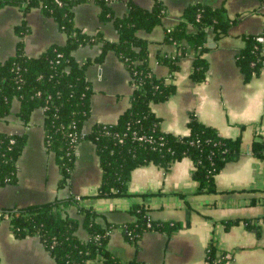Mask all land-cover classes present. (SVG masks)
Instances as JSON below:
<instances>
[{
	"label": "crops",
	"instance_id": "1",
	"mask_svg": "<svg viewBox=\"0 0 264 264\" xmlns=\"http://www.w3.org/2000/svg\"><path fill=\"white\" fill-rule=\"evenodd\" d=\"M161 1L166 7L162 24L153 32L141 31L138 36L148 42L153 73L174 84L177 91L168 101L154 104L152 110L166 133L188 136L190 123L197 119L216 128L225 138L241 140L238 161L227 164L216 177L219 193L200 192L199 183L193 178L194 163L185 158L168 168L154 164L140 167L132 173L130 196L99 200L102 169L90 141L78 147L69 186L59 188L60 168L45 145L44 111H35L29 124H25L19 117L21 104L14 101L11 113L0 118V133L26 135L28 142L18 161V183L0 187V209L12 211L68 198L79 204L88 200L83 208L72 206L67 210L69 217L80 221L78 237L88 239L80 209H93L99 214V223L121 226L111 233L110 249L125 263L136 260L144 264H206L208 247L215 240L231 264H264V161L251 153L253 142L264 141V71L246 83L236 63V56L245 45L244 37L264 31V7L257 0ZM131 3L146 10L154 7V0H115L114 15L125 17ZM193 4L225 7L228 17L238 20L219 41L211 40L210 50L204 55L210 69L202 83L192 80L191 50L179 59L176 73L159 62L161 56L180 57L175 45L165 43L166 33L182 21L184 11ZM74 20L86 34L102 32L111 42L119 39L117 24L102 22L94 2L76 7ZM24 23L28 28L24 39L28 57H39L50 47L67 43L68 36L41 9L25 14L18 5L6 6L0 9V62L16 53L20 41L16 29ZM189 32L194 33L195 29L190 27ZM100 54V46L82 47L74 53L79 64H87L86 79L92 87V113L84 125L86 134L96 124L117 123L130 108L136 89L128 68L115 53L109 52L99 63L96 59ZM136 206L148 210L154 221L179 223L182 228L172 235L150 231L132 243L122 227L136 221L131 213ZM233 221L239 223L227 229L226 223ZM248 222L260 230L250 228ZM0 260L1 264H56L39 237L17 239L10 218L0 224Z\"/></svg>",
	"mask_w": 264,
	"mask_h": 264
},
{
	"label": "trees",
	"instance_id": "2",
	"mask_svg": "<svg viewBox=\"0 0 264 264\" xmlns=\"http://www.w3.org/2000/svg\"><path fill=\"white\" fill-rule=\"evenodd\" d=\"M115 0H0V9L18 5L27 14L33 9L52 17L59 29L68 36L63 46L54 45L39 57H28L24 39L26 24L16 29L20 37L16 53L0 62V118L7 117L14 101H19V117L29 124L33 113L43 110L45 115V145L55 155L62 179L59 188L69 186L76 169L77 150L81 143L95 145L102 169V182L98 198L117 199L130 196L132 173L150 164L168 168L189 158L194 163L193 178L203 194L219 193L216 177L227 164L238 161L241 140L223 137L213 127L193 119L190 134L182 137L162 130L161 120L153 113L154 104L168 101L177 87L167 79L158 78L150 66L148 42L141 39V31L151 33L162 24L166 7L154 0V7L146 10L131 3L129 13L118 18L114 15ZM264 7V0H257ZM94 2L100 9L102 22L114 21L118 26L117 42L107 40L102 32L89 35L75 25L76 7ZM238 23L228 17L225 7L193 4L186 8L182 21L166 33L165 43L175 45L179 58L161 56L159 62L171 73L179 71L178 61L188 51L194 52L192 80L202 83L210 69L204 55L210 42L219 41ZM195 29L194 33L189 28ZM244 48L236 56V63L246 83L260 77L264 71V31L260 35L244 37ZM87 46H100L101 63L113 52L128 68L136 87L130 108L115 124H96L88 134L84 125L92 113L90 97L92 87L86 79L87 64H79L74 53ZM143 138V140H141ZM27 136L0 133V187L18 183V161L26 146ZM251 153L264 161V141H255ZM74 198L56 200L50 204L34 205L7 211L0 209V224L11 219L12 231L19 240L39 237L45 250L56 264H144L123 262L110 249L111 233L119 225L101 224L93 209H80L87 240L77 232L80 221L67 215V210L78 205ZM131 213L136 221L126 224L125 237L137 243L150 231L172 235L182 228L179 223H165L150 219L148 210L136 206ZM239 221L227 222L230 229ZM250 228L260 230L248 222ZM228 255L213 240L207 251L206 264H231ZM1 264V260H0Z\"/></svg>",
	"mask_w": 264,
	"mask_h": 264
},
{
	"label": "rangeland",
	"instance_id": "3",
	"mask_svg": "<svg viewBox=\"0 0 264 264\" xmlns=\"http://www.w3.org/2000/svg\"><path fill=\"white\" fill-rule=\"evenodd\" d=\"M99 200H108V199H104V198H99ZM84 202H88V200H85V201H83V204H78V205H74V207H76V208H83L82 206H84V204H86V203H84ZM79 217H81L80 215H79ZM83 217V216H82ZM81 232L80 233H82L83 234V229H81L80 230ZM118 231V229H114L113 231H112V233H116Z\"/></svg>",
	"mask_w": 264,
	"mask_h": 264
},
{
	"label": "built area",
	"instance_id": "4",
	"mask_svg": "<svg viewBox=\"0 0 264 264\" xmlns=\"http://www.w3.org/2000/svg\"><path fill=\"white\" fill-rule=\"evenodd\" d=\"M141 140H143V138H141ZM230 259V257H228Z\"/></svg>",
	"mask_w": 264,
	"mask_h": 264
},
{
	"label": "water",
	"instance_id": "5",
	"mask_svg": "<svg viewBox=\"0 0 264 264\" xmlns=\"http://www.w3.org/2000/svg\"><path fill=\"white\" fill-rule=\"evenodd\" d=\"M211 43H212V41H211ZM214 45V44H213Z\"/></svg>",
	"mask_w": 264,
	"mask_h": 264
}]
</instances>
